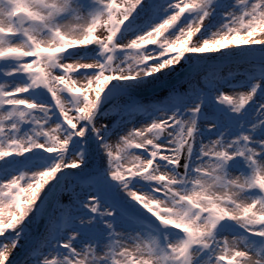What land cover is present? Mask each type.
I'll return each mask as SVG.
<instances>
[{"label": "snow or ice", "instance_id": "1", "mask_svg": "<svg viewBox=\"0 0 264 264\" xmlns=\"http://www.w3.org/2000/svg\"><path fill=\"white\" fill-rule=\"evenodd\" d=\"M206 2L207 0H175L170 5L173 11L165 20L138 37L118 45L133 50V54L126 66H114L111 56L107 58V63L68 61L61 64L59 60L69 49L93 43L101 45L105 53L111 52L121 27L142 0H99L103 10L89 15L81 12L75 0H17L23 8L17 16H9L7 22H3L4 13L0 11V60L19 62L15 69L7 70L5 75L20 72L30 76L32 88L40 85L47 87L73 133L83 135L81 122L90 120L110 81L135 80L154 75L177 64L190 51L203 53L224 49L230 44H264V8L259 4H254L243 15L233 17L226 30L217 32L210 39L200 40L197 36L192 41L194 35L203 27L204 17L209 15L208 11L198 21L181 28L176 35H169L170 30L180 22L186 12L201 8ZM3 3L4 0H0V6ZM98 28L101 29L100 33H97ZM45 32L48 35L42 37ZM257 33L260 34L259 37ZM18 35L24 37L23 42L12 41V37ZM145 45H158L162 51L153 55L146 51ZM29 57L32 58L31 62L25 59ZM56 67L61 68V74L54 72ZM82 68H96L98 73L91 78H74L72 74ZM61 90L80 98L81 103L72 109L71 105L62 100L59 94ZM27 91L29 86L26 85L9 89L0 84V108L11 109L0 112V163L4 165L8 163L9 156L23 155L38 146L31 135L24 139L14 135L19 128L18 121L25 117V110L40 107L19 95ZM250 99V94H242L237 98L223 94L224 101L239 106H243ZM177 123L174 117L155 121L130 131L115 146L109 143L103 146L110 158L109 174L114 179L125 181L129 177L144 176L162 186L155 191H163L168 199L146 193L138 194L142 192L135 191L128 194L163 225L172 226L186 234L182 243L169 245L168 255H160L154 244L117 241L115 250H108L111 252L112 264H165L166 261L186 260L192 246H208L206 238L212 235L217 223L226 218L245 227L259 228L256 234L264 236V161L259 159L261 153H264V147L252 148L246 143L243 146L235 143L221 144L219 140L202 145L204 159L194 166L196 175L190 180H181L174 173L162 171L155 164L156 158H159L178 166L182 149L188 147L189 152L191 151L194 121H186L188 126L175 135L170 145L155 143L161 133L174 128ZM35 134L47 137V151L60 153V158L46 170L32 175L21 173L0 183V236L9 232L16 233L15 238L0 245V264L9 261V255L19 242L22 226L38 211L37 202L41 201L40 192L43 186L49 180L59 181L57 174L64 169L78 168L83 163L79 155L72 156L71 159L64 158L68 139L56 127L49 131L40 129ZM243 139L247 141L248 137ZM260 143L264 145V141ZM148 146L154 149L150 151L148 159L128 155L126 151ZM237 156L248 162L251 175H225L224 165ZM127 164H131V167H126ZM21 181L24 182L23 185ZM179 183H190L191 187L181 191L174 187ZM213 188L219 191L214 192ZM253 191L259 195L242 197V194ZM234 193L242 197L243 203L234 198ZM186 194L187 198L182 199ZM95 200L94 196L89 197L86 207L95 211ZM165 204L169 207H165ZM64 247H68V244L65 243ZM73 252L75 254L71 258L66 257L67 264H88L92 259H103L94 254L92 247H87L86 251L74 249ZM253 257L255 264H264V261L246 249H240L234 241L226 239L220 247L217 259L220 264H246ZM42 264L57 262L54 258H45Z\"/></svg>", "mask_w": 264, "mask_h": 264}, {"label": "rangeland", "instance_id": "2", "mask_svg": "<svg viewBox=\"0 0 264 264\" xmlns=\"http://www.w3.org/2000/svg\"><path fill=\"white\" fill-rule=\"evenodd\" d=\"M174 3L175 0H142V3L137 6V9L129 20L121 27L113 42L111 52L105 53L101 45L93 43L85 47L69 49L62 54L59 63L62 64L68 61L107 63V58L111 56L114 66H126L133 54V50L122 48L118 45L122 44L125 40L138 37L165 20L172 13L173 9L170 5ZM75 4L85 15L103 10V6L99 3V0H75ZM254 4H259L264 8V0H207L203 7L192 10L190 16H186V12L180 22L170 30L169 35H176L181 28L198 21L204 15V12L208 11L209 15L204 17L203 27L199 33L194 35L192 41L194 42L197 36L200 40L210 39L217 32L226 30L233 17L243 15ZM100 32L101 29L98 28L97 33ZM46 35L48 34L45 32L42 34V37ZM256 35L259 37L260 34L257 33ZM23 40L24 37L22 35L12 37L13 42H23ZM145 47H147L146 51L153 55L162 51L158 45H145ZM190 58H193V60L190 64H187L188 66H185L186 61L190 62ZM25 59L31 62L32 58ZM18 63L15 60H0V84L9 89L18 85L29 86V91L19 95L40 107L34 110H25V117L23 120L18 121L19 128L14 135L20 139L31 135L38 146L31 148L30 151L25 152L23 155L9 156L6 165L0 163V183L10 180L13 176L20 175L21 173L32 175L46 170L44 167L38 166L37 163L32 167H18V169H21L19 172L8 168V165L12 162H21L34 155L41 157L42 154L48 152L45 147L49 143L47 137L35 134L40 129L49 131L56 127L68 139L64 158L71 159L72 156L79 155L83 161L78 168L64 169V171L72 170V172L63 177L61 186L57 190L49 207L50 212L53 204L59 202L60 214L65 211L68 216H72L69 225L60 230L58 235L54 236L50 234L47 236L40 250L22 264H42L45 258H54L57 264H67L66 257L71 258L75 254L73 252L74 249L86 251L87 247H92L94 254L103 257V259H92L88 261V264H112L111 252L108 250L109 248L115 250L117 241L154 244L160 255H168L170 253L169 245L182 243L186 239V234L172 226H167L163 230L165 234L162 233L163 235H161L157 231L153 239L148 233L139 229V224L147 223L148 217L154 218L157 221L160 220L128 194L130 191H135L142 192L138 194L146 193L159 197L160 191L157 192L155 189L162 186L156 181L146 179L144 176L129 177L125 181L114 179L109 174L111 164L108 155L106 170L104 172L99 171L101 175H104L105 179L108 178V180L113 181L109 187L110 195L108 197L102 196L105 194L101 195L100 188L91 186L92 183L87 182V180L82 183L83 186H76L75 179H73L74 175L81 178L85 177L86 175H81V171L89 169L92 166V162L88 159L86 147V140L90 132L86 127V121L81 122L80 125L84 129V134H74L73 130L63 119L61 111L47 87L40 85L32 88L30 76L20 72H17L15 75H5L7 70L15 69ZM239 64H242V66L235 71L237 76H228V71H225V69ZM245 64L249 65V67H243ZM260 65L264 66V44H230L229 47L217 51L203 53L190 51L177 64L154 75L135 80L116 79L110 81L107 87L117 85L123 89H133L135 92H112L113 96L109 98L106 104L102 105L95 116L93 121V141L97 161L103 156L101 147L104 145L109 143L115 146L121 143L122 138L130 131H134L155 121L168 119L169 117H174L178 123L174 128L161 133L155 140L156 144L170 145L175 135H178L182 128L188 126L185 123L186 121H194L195 123L191 154L183 179L188 178L190 180L196 175L193 171L194 166L204 159L201 153L202 145L211 144L213 141L219 140L221 144L235 143L243 146L246 143L252 148L264 147L260 143L264 141V71L260 73V68L258 67ZM190 66H194L196 69L192 74L200 70H208L210 72L204 77H194V81L189 84L188 89L179 93L180 97L170 96L171 87L178 85V83L173 86L155 89L151 93L144 92L145 89L157 86ZM220 69L222 70L221 74H213V71ZM54 72L61 74V68H54ZM97 73L98 69L96 68H82L72 75L74 78L80 79L91 78ZM182 82H186V79L179 83ZM41 92L51 98L52 104L47 105L39 100L38 94ZM59 94L65 103L71 105L72 109H75L81 103V99L76 97V103L72 105L68 97L70 93L67 91L61 90ZM223 94L232 98H237L242 94H250L251 99L243 106H239L236 103L224 101ZM152 97H157L158 100L161 99L164 102L159 101L157 107H152L146 101ZM131 99L145 104L139 108L136 106L126 109L125 107L131 103ZM165 104L168 106L163 107ZM191 109H198V111L193 112ZM10 110L0 108V112ZM244 137H248V140L244 141ZM152 150H154L152 146H148V148L144 149L131 148L126 151L128 155H138L142 159H148ZM51 154L55 156L54 161L60 158V153L58 152H51ZM259 159L264 161V153H261ZM155 164L162 171H170L175 174V165L159 158H156ZM125 166L131 167V164ZM99 168L100 165H98L97 170ZM224 172L228 177L237 175L247 177L251 175L248 162L239 156L224 165ZM180 179L183 180L182 178ZM53 181L49 180V183L41 189V201L37 202L38 211L33 213L34 218H30L34 222V226L47 195L46 189ZM23 183L21 181L22 185ZM104 184L102 182L101 186H105ZM174 187L185 191L191 187V184L179 183ZM256 195H259V193L253 191L242 194V197H253ZM93 196L96 198L95 211L86 207V204L89 203V197ZM6 215L7 210L5 212ZM171 228L181 233L176 234L171 231ZM259 230V228L252 229L245 227L236 221L226 218L219 221L213 229L212 235L206 238L207 247L204 244L194 245L190 248L186 260L180 262L166 261L165 264H220L217 256L220 247L226 239L234 241L240 249H246L250 254L264 261V236L256 234ZM9 233L0 236V245L8 239L16 237V234L11 235ZM20 238L15 250L9 255V261L19 253L26 241L24 239L22 242ZM155 242H158V244L162 242L160 249L156 246ZM65 243L68 244V247H64Z\"/></svg>", "mask_w": 264, "mask_h": 264}, {"label": "trees", "instance_id": "3", "mask_svg": "<svg viewBox=\"0 0 264 264\" xmlns=\"http://www.w3.org/2000/svg\"><path fill=\"white\" fill-rule=\"evenodd\" d=\"M189 60H190V62L186 61L185 66H188L187 64H190L191 61L193 60V58H190ZM241 66H242V64L230 66V67H227L225 69V71L226 70L228 71L227 72L228 76L235 77V76H237V74H235V71H237L239 69V67H241ZM243 67H249V65L245 64ZM258 67L260 68V73L262 71H264V66L260 65ZM221 71H222L221 69L217 70V71H213V74H221ZM209 72L210 71H208V70H204V71L200 70V71L192 74L190 77H188L186 79V82L178 83V85L171 87L170 96L180 97L179 93H181L185 89H188L187 87H189V84L192 83V81H194V77H196V76L204 77ZM258 73H259V71H258ZM204 79H206V78H204ZM146 101L149 102L152 107H157V103L159 101L164 102V100H161V99L158 100L157 97H152L151 99L146 100ZM144 104L145 103H143L141 101H136L134 99H131V103L126 105L125 108L127 109L128 107H136V106H138V108H139V107L143 106ZM167 104H168V102H167ZM167 104L163 105V107L168 106ZM101 148H102L103 156L101 157V159L99 158V160H98L99 165H100L99 170H97L94 173H90V174H88L82 178L80 176L74 175L73 179H75V185L78 187L83 186L82 183H84V181L87 180V182L92 183L91 186L93 185L95 187L100 188L101 195L105 194L102 196L108 197L110 195L109 187H110V185H112L113 181L108 180V178L105 179L104 175L103 174L101 175L99 172V171L104 172L106 170L107 161H108L107 160V153L105 152V149L103 147H101ZM54 158H55V156H52L51 152L50 153L47 152L45 154H42L41 157L38 155H34L30 158H26L25 160H23L21 162H12L10 165H8V168H12L14 171L19 172V171H21V169H18V167H21V168L26 167V166L32 167L35 165V163H37L38 166H41V167H44L45 169H47L48 167H50L52 164H54L56 162V160L54 161ZM54 182H55V180L48 186V188L46 189L47 190L46 194ZM102 182L105 183L104 184L105 186H101ZM59 205H60L59 202H57V203L53 204V206L51 207L49 215H48V222L46 224V227L43 230L40 237L38 238L37 243L31 249V252L29 253V255H30L29 258L33 257L35 255V253L40 250V248L42 247L43 242L47 238V236H49L50 234H53L54 236H56L59 234L60 230L64 229L65 227H67L69 225V222H70L72 216H70V215L68 216L65 211H63V213L60 214L61 209H60ZM31 217L34 218L33 214L25 221L24 225L22 226V233H24V234L21 233V235H20V237H21L20 239L22 242L24 241V239H27V237H29L33 233L35 226H34V222L32 220H30ZM142 226H144V227H142ZM139 229H142L144 232L148 233L154 239V234L156 233V231L154 228L149 226L147 223L139 224ZM160 233H161V235L165 234L163 231ZM9 234L12 235V234H16V233L10 232ZM161 235H160V237H161ZM155 243H156V246L160 249L162 242H160V244H158V242H155Z\"/></svg>", "mask_w": 264, "mask_h": 264}, {"label": "water", "instance_id": "4", "mask_svg": "<svg viewBox=\"0 0 264 264\" xmlns=\"http://www.w3.org/2000/svg\"><path fill=\"white\" fill-rule=\"evenodd\" d=\"M191 13H192V11L187 12V14L186 13L185 14H186V16H190ZM233 59H235V58H233ZM195 70L196 69L194 68V66L187 67V68L183 69L182 71H180L179 73L175 74L173 77L161 82L157 86H153L152 88H149L147 90L145 89L144 92L145 93H151L153 90L158 89V88L168 87L171 85L173 86L174 84L179 83L180 81L187 79ZM114 91H122V92H130V93L135 92V90H133V89H123L117 85H111V86L106 88L105 92L103 93V95L101 96V98L98 102L97 108L94 111L92 117L90 118V120L85 122L86 127L90 131L88 134L87 140H86V147H87V151H88V159L92 162V166L89 169H84L83 171H81L82 176H85V175H88L90 173H94L97 171L99 162L97 161L95 153H94L93 121H94L95 116L97 115V113L101 109L102 105L106 104L107 101L109 100V98L111 96H113L112 92H114ZM68 97H69L72 105H75L76 99H77L76 96H73L72 94H70ZM39 100L41 102L47 104V105L52 104L51 98L43 92L39 93ZM191 148H192V144H191ZM190 154H191V151L189 152L188 147H185L182 149L181 158L179 160V165L174 166L175 174L177 177L182 178V179L184 178ZM71 172H72V170H65L64 172H62L59 175V181H55L53 183V185L49 189V191H48V193H47V195L43 201L42 210L40 212V215L38 216L34 232L26 239V241L24 242L23 246L21 247L19 253L16 256H14L12 258V260H10L7 264H22L23 262L27 261V259L30 256L29 253L31 252V249L33 248L36 241L38 240V238L40 237V235L42 234L43 230L46 227L49 207L52 203V200H53L57 190L61 186V183L63 181V177L66 174L71 173ZM158 195L162 199H168L169 198V197L165 196L163 191H160ZM146 221L156 230L163 231L167 228V226L163 225L160 221H157L154 218L148 217ZM171 231L174 233H177V234L181 233L174 228H171Z\"/></svg>", "mask_w": 264, "mask_h": 264}, {"label": "clouds", "instance_id": "5", "mask_svg": "<svg viewBox=\"0 0 264 264\" xmlns=\"http://www.w3.org/2000/svg\"><path fill=\"white\" fill-rule=\"evenodd\" d=\"M0 11L4 13L3 15V22H7V19L9 16H17L18 12H22L23 8L17 3V0H4V3L2 6H0ZM236 179H239L238 177ZM212 191H219V189L213 188ZM187 194L182 197V199H186ZM234 198L237 200H240L241 203H243L242 197L238 193H234ZM165 207H169V205L165 204ZM246 264H255V258L249 259Z\"/></svg>", "mask_w": 264, "mask_h": 264}]
</instances>
